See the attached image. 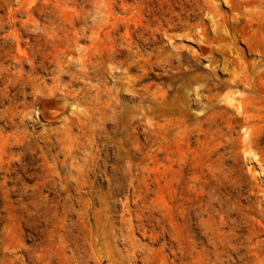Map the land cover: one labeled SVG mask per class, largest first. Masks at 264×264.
<instances>
[{
    "label": "rangeland",
    "instance_id": "obj_1",
    "mask_svg": "<svg viewBox=\"0 0 264 264\" xmlns=\"http://www.w3.org/2000/svg\"><path fill=\"white\" fill-rule=\"evenodd\" d=\"M0 215L5 264L264 261V0H0Z\"/></svg>",
    "mask_w": 264,
    "mask_h": 264
},
{
    "label": "bare ground",
    "instance_id": "obj_2",
    "mask_svg": "<svg viewBox=\"0 0 264 264\" xmlns=\"http://www.w3.org/2000/svg\"><path fill=\"white\" fill-rule=\"evenodd\" d=\"M29 33V32H28ZM6 47V46H5ZM5 52H7V51H5ZM25 59V58H24ZM30 60V59H29ZM25 71H26V69H25ZM86 72V71H85ZM87 73V72H86ZM85 75V74H84ZM10 89V88H9ZM34 90H35V88H34ZM4 92V91H3ZM25 94V93H24ZM16 95H14V97H15ZM49 96V95H48ZM13 97V98H14ZM16 98V97H15ZM29 98V97H28ZM37 98V97H36ZM13 100H16V99H13ZM35 102V101H34ZM41 102V101H40ZM15 108V107H14ZM15 110V109H14ZM5 111V113H6V110H4ZM13 111V110H12ZM7 112H8V110H7ZM14 112V114H16L17 115V113H15V112H17V111H13ZM13 113H12V115H14ZM18 114H19V112H18ZM22 115V114H21ZM9 116L11 117V113L9 114ZM19 116V115H18ZM23 116V115H22ZM25 116V115H24ZM23 116V117H24ZM27 116V115H26ZM9 117V121L11 120V118ZM15 117V116H14ZM17 117V116H16ZM13 118V117H12ZM22 118V117H21ZM26 118V117H25ZM5 119H6V117H5ZM7 119H8V116H7ZM28 119V118H27ZM26 119V120H27ZM13 120H15V118H13L12 119V121ZM20 120V119H19ZM22 120H24V118L22 119ZM21 120V121H22ZM17 121V120H16ZM15 121V122H16ZM25 121V120H24ZM24 121H22L21 123L23 124V122ZM28 121V120H27ZM14 122V125L16 124ZM20 122V121H19ZM18 122V123H19ZM11 123V122H10ZM17 123V124H18ZM12 124V123H11ZM24 124H26V123H24ZM13 125V124H12ZM13 125V126H14ZM18 126V125H17ZM16 126V127H17ZM20 126V125H19ZM11 128V127H10ZM23 128H25L24 126H23ZM26 130H27V128H25ZM24 130V129H23ZM23 130H21V131H23ZM24 132H26L25 130L22 132V134L24 135L25 133ZM30 131H28L27 132V134H25L26 136L28 135V133H29ZM24 135V137H26ZM17 136V135H16ZM15 137V136H14ZM16 138V137H15ZM30 138V137H29ZM12 139H13V137H12ZM18 139V138H17ZM4 140V139H3ZM14 140H16V139H13V140H11L12 142H9V143H6V144H10V146L12 145V144H14L15 142H13ZM19 140L20 139H18L17 140V142H19ZM6 141V140H5ZM8 141H10V139L9 140H7V142ZM31 141V140H30ZM30 141L28 140V142H29V144H30ZM12 143V144H11ZM20 143V142H19ZM16 145H19L18 143L16 144ZM15 145V146H16ZM22 145V144H21ZM20 145V146H21ZM9 146V147H10ZM30 146H31V144H30ZM11 148V147H10ZM30 150H31V148H30ZM30 150H28V151H30ZM30 153V152H29ZM22 155V154H21ZM23 155H24V153H23ZM14 155H12V157H13ZM19 156V155H18ZM15 157V156H14ZM13 157V158H14ZM12 172V171H11ZM10 175H11V173H10V170H8V172H7V174L5 175V179H8L9 180V178H11L10 177ZM10 192H12V191H10ZM12 200V199H11ZM19 200V199H18ZM17 201V200H16ZM17 202H19V201H17ZM12 203V202H11ZM22 203V202H21ZM24 203V202H23ZM29 214H30V216H31V208L29 209ZM1 216V215H0ZM5 217V216H4ZM211 217H212V213H211ZM210 217V218H211ZM4 219H6V218H4ZM3 219V220H4ZM14 220V216L12 215V216H10V215H8L7 216V221H8V223L9 224H6L5 225V227H4V229L2 230V234L1 235H3V232L5 231V233H7V232H14L13 230H14V228L11 226V221H13ZM214 225V224H213ZM213 225H211L210 227H208L209 228V230H208V236H209V241H210V243H211V245L213 246V251H211L212 253H213V256H214V258H213V260H212V264H227V261L229 262L230 261V258H231V256L233 255V253H237V257H238V259L239 260H241L242 262H241V264H264V261H263V259L262 258H260L259 256H256L255 257V253H253L252 252V249L254 248L253 247V245H252V242H251V240H245V241H243L242 243H231V242H229V243H231V245H230V249L231 250H229L228 249V247L226 248V246H225V243H224V241H223V239H222V245L224 246V248L222 249L221 248V246H220V244H219V242H217L216 240H215V238L216 237H218L219 235H222V232L219 230V229H216V227L215 226H213ZM31 226V225H30ZM23 227V226H22ZM27 233H29V232H27ZM31 233V232H30ZM5 236V235H4ZM1 240H3V236H2V238H1ZM4 241V240H3ZM231 241V240H230ZM233 241V240H232ZM7 242V241H6ZM0 243H1V241H0ZM3 243V242H2ZM7 244V243H6ZM2 245H4V244H1V246ZM10 246V245H9ZM8 245L7 246H5V249L6 250H11V248L13 249V247H15V246H12V247H9ZM22 246V245H21ZM3 247V246H2ZM2 247H1V249H2ZM25 247H26V245H25ZM4 248V247H3ZM15 248H17V247H15ZM20 247H18V249H19ZM22 248V247H21ZM20 248V249H21ZM19 249V250H20ZM25 249H28V248H25ZM24 249V250H25ZM228 249V250H227ZM3 250V249H2ZM1 250V251H2ZM5 250V251H6ZM17 250V249H16ZM16 250H14V251H16ZM3 252H4V250H3ZM11 252H13V250L11 251ZM6 253H7V251H6ZM21 253V252H20ZM23 253V252H22ZM5 254V253H4ZM8 254L9 253H7L6 254V256H8ZM3 255V254H2ZM11 255H12V253H11ZM17 255V253L15 254V256ZM21 255V254H20ZM23 255H25V254H23ZM19 256V255H18ZM2 257V260L4 259L3 257H4V255L3 256H0V258ZM22 257V256H21ZM16 257L17 259H21L22 260V262H23V259H24V257ZM10 258V257H9ZM9 258H6L7 260L9 259ZM11 258H12V256H11ZM12 259H14V258H12ZM16 259V260H17ZM1 259H0V261H2ZM25 260V259H24ZM233 260V259H232ZM9 261V260H8ZM7 261V262H8ZM12 261H14V260H12ZM234 261V260H233ZM4 261H2V263H3ZM6 262V261H5ZM5 262H4V264H5ZM16 262V261H15ZM20 262V261H19ZM18 262V263H19ZM9 263H10V261H9ZM8 263V264H9ZM12 263H14V262H11V264ZM1 264V263H0ZM15 264V263H14ZM22 264V263H21ZM229 264V263H228ZM232 264H234V263H232ZM240 264V263H239Z\"/></svg>",
    "mask_w": 264,
    "mask_h": 264
}]
</instances>
